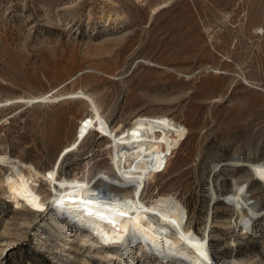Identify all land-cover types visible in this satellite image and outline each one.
<instances>
[{"label":"rangeland","instance_id":"obj_1","mask_svg":"<svg viewBox=\"0 0 264 264\" xmlns=\"http://www.w3.org/2000/svg\"><path fill=\"white\" fill-rule=\"evenodd\" d=\"M80 90L115 134L139 116L186 128L140 199H177L186 227L203 237L213 166L264 162V0H0V153L41 174L56 169L57 187L105 170L116 177L109 139L90 130L72 148L79 123L95 117L88 101L63 98ZM46 94L62 99L27 102ZM248 171L219 174L226 196L209 229L216 264H264V220L252 217L264 211V184ZM34 180L46 203L39 213L16 209L0 188V264H174L135 245L125 254L83 242L96 239L60 219L52 187ZM235 219L250 230L233 229Z\"/></svg>","mask_w":264,"mask_h":264},{"label":"bare ground","instance_id":"obj_2","mask_svg":"<svg viewBox=\"0 0 264 264\" xmlns=\"http://www.w3.org/2000/svg\"><path fill=\"white\" fill-rule=\"evenodd\" d=\"M46 95L32 98L27 102L45 100L57 102L62 99V97ZM63 98H82L89 102L95 113L94 118L92 115L79 123L72 148L76 145L75 142L82 140L90 130L109 139L112 153L111 171L116 177H111L105 170L92 181L87 178H72L64 180L63 187H57L53 182L56 181V169L41 174L32 164H23L9 155L0 153V164L8 169V173L0 177V188H4L7 200L12 202L16 209L24 205L34 213L44 210L46 203L34 189L36 181L34 178L41 177L52 187V204L55 207V214L67 224L87 231V237L93 235L96 239L92 241V239L84 240L83 238V242L90 240L92 246L99 244L102 247H114L124 251L125 254L131 246L135 245L138 249L160 258L161 261H171L174 264H216V258L208 246V238L213 222V210L226 196L223 191L224 178L219 174L226 166L243 167L264 184V162L254 163L251 160L242 159L229 163L221 162L213 166L206 184L210 201L206 215L207 228L203 237H197L190 227H186L187 211L177 199L169 196H159L149 202H143L140 199L155 162L168 158L178 148L186 137V128L165 117L139 116L130 128L115 134L98 114L93 100L83 91L74 92ZM72 148L68 147L64 152ZM23 169L27 172L25 173ZM49 173L54 174L51 179L48 176ZM97 182L100 183L99 187H96ZM239 185L240 182L233 179L230 195L236 207L239 199L243 200ZM141 187L143 190L140 193ZM29 189L33 195L28 193ZM127 190L131 195L124 194ZM93 193L96 194L95 197ZM100 193H105L106 198L97 199ZM24 197L38 203L41 208L33 207ZM36 197L39 198L38 201L35 200ZM61 199L64 200L62 205L57 203ZM90 199L93 201L92 204L82 203ZM89 212L92 214L89 215ZM121 212L125 215L121 216ZM252 217L264 220V211L260 216ZM232 227L242 233L250 230L248 225L241 223V219L239 221L235 219ZM10 245L11 243L1 250L2 254L8 251Z\"/></svg>","mask_w":264,"mask_h":264},{"label":"snow or ice","instance_id":"obj_3","mask_svg":"<svg viewBox=\"0 0 264 264\" xmlns=\"http://www.w3.org/2000/svg\"><path fill=\"white\" fill-rule=\"evenodd\" d=\"M258 171H259V170H258ZM53 175H54L53 173H49V174H48V176H49L50 179L53 177ZM9 182H11V181H9ZM53 182L56 183V181H53ZM60 187H63V185L61 184ZM13 191H15V189H13ZM54 191H55V189H54ZM28 193H29L30 195H33V194L31 193L30 189L28 190ZM18 194H19V193H18ZM93 196L95 197L96 194L93 193ZM24 198L26 199V202H28L29 204H31L33 207L41 208V206H40L38 203L34 202L33 200H28L26 197H24ZM104 198H106V194H105V193H101V194L99 195V197H97V199H101V200L104 199ZM38 199H39L38 197L35 198L36 201H38ZM57 203L60 204V205H62V204L64 203V200H63V199L58 200ZM82 203L92 204L93 201L90 199V200H87V201H82ZM128 203H130V202H128ZM86 211H87V209H86ZM91 214H92V213L89 212V215H91ZM120 215L123 216V215H125V213L121 212ZM102 218H103V217H102ZM109 223H112V221H109ZM172 223H174V222H172ZM106 242H108V241H106Z\"/></svg>","mask_w":264,"mask_h":264}]
</instances>
